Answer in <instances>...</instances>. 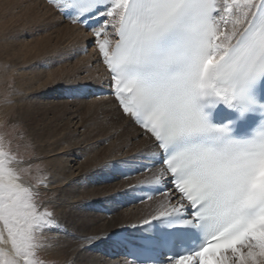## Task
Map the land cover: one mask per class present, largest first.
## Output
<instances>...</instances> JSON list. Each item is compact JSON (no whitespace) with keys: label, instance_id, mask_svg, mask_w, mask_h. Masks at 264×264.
Wrapping results in <instances>:
<instances>
[{"label":"snow or ice","instance_id":"6c2138e0","mask_svg":"<svg viewBox=\"0 0 264 264\" xmlns=\"http://www.w3.org/2000/svg\"><path fill=\"white\" fill-rule=\"evenodd\" d=\"M49 2L90 28L112 95L154 138L161 166L153 184L170 176L180 194L144 221L169 231L161 241L150 234L131 264H264V0ZM50 79L73 86L72 77ZM220 104L236 118L211 123L207 110ZM249 115L259 117L257 127L250 138H236L237 123ZM18 164L0 142V245L8 246L0 247V264H44L41 238L59 224L41 210ZM110 237L97 233L81 243Z\"/></svg>","mask_w":264,"mask_h":264},{"label":"bare ground","instance_id":"6f19581e","mask_svg":"<svg viewBox=\"0 0 264 264\" xmlns=\"http://www.w3.org/2000/svg\"><path fill=\"white\" fill-rule=\"evenodd\" d=\"M90 41L89 33L65 22L44 0H0V71L4 83L8 80L7 86L20 94L13 117L50 160L48 185L57 188L53 201L59 227L47 239L53 258L60 264H131L114 262L118 246L113 236L151 220L164 202L158 198L121 210L131 204L128 188L140 179L119 181L118 169L105 165L129 159L152 140L141 136L113 100L75 96L82 85L99 87L105 78ZM53 75L72 77L73 86L53 84ZM43 98H56L52 104H58L48 107ZM53 113L65 123L54 120ZM97 233L111 237L91 246L81 243Z\"/></svg>","mask_w":264,"mask_h":264},{"label":"rangeland","instance_id":"374dc122","mask_svg":"<svg viewBox=\"0 0 264 264\" xmlns=\"http://www.w3.org/2000/svg\"><path fill=\"white\" fill-rule=\"evenodd\" d=\"M4 81H6V79L4 78L2 71H0V142H2L4 150L10 152V154L14 155L16 160L19 161L17 167L22 173L23 182L25 185L32 186L34 191L38 193L36 200L40 205L41 210L47 208L53 213L54 220L56 221L57 211L54 209L55 202L53 200L55 199L57 188L51 189L48 185L49 178L52 175L51 163H49L50 160L47 159V156H43L40 153V149H38L39 144L31 138V131L26 128L25 124L18 119H14L15 98L20 97V94H14L13 87L7 86L8 80L6 83H4ZM63 86L64 85L62 84L61 88ZM54 92L51 93L54 94ZM65 95L66 97L69 96L67 90ZM64 100L70 102L68 99L64 98ZM43 101L44 103H50L48 107L51 108L56 107L55 105L58 104H52L54 101H58L56 98H54L53 101L51 99L43 98ZM53 110H55V112L58 111L57 108H53ZM73 111H75V109H73ZM54 113L50 116L54 120L64 124L65 122L57 119ZM101 170L104 174L105 169ZM128 204L130 203H126V205ZM54 228L55 227L46 229L41 238V244L43 247L38 252V256L40 260L44 261V264H60L54 260V253L51 252L52 250L47 244L48 234L50 231L54 230ZM2 246L4 247L7 245H1L0 247ZM113 259L114 262L117 261V263H120L121 261L120 258L116 256V253L115 256H113Z\"/></svg>","mask_w":264,"mask_h":264}]
</instances>
